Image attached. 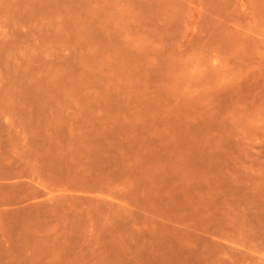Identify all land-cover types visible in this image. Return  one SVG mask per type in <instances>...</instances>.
<instances>
[{
    "label": "rangeland",
    "instance_id": "1",
    "mask_svg": "<svg viewBox=\"0 0 264 264\" xmlns=\"http://www.w3.org/2000/svg\"><path fill=\"white\" fill-rule=\"evenodd\" d=\"M0 264H264V0H0Z\"/></svg>",
    "mask_w": 264,
    "mask_h": 264
}]
</instances>
